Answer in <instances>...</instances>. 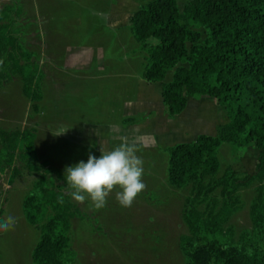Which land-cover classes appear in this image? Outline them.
I'll return each instance as SVG.
<instances>
[{
  "label": "trees",
  "instance_id": "1",
  "mask_svg": "<svg viewBox=\"0 0 264 264\" xmlns=\"http://www.w3.org/2000/svg\"><path fill=\"white\" fill-rule=\"evenodd\" d=\"M138 2L129 28L146 53L142 79L161 84L168 119L182 115L190 98L202 97L214 99L229 118L215 135L200 134L165 148L170 185L190 188L184 211L190 235L181 240L187 264H264V0H190L183 9L178 0ZM18 15L0 11V88L20 74L23 92L39 113V63L16 33ZM200 29L207 31L205 39ZM169 72L173 78L166 82ZM35 138L32 131L0 129V174L11 171L14 181L20 162L39 175L38 191L24 203L25 219L39 232L31 264H78L71 231L72 220L82 214L58 183V169L38 156ZM223 144L259 148L257 174L223 170ZM254 181V232L236 243L225 226L241 208L240 189Z\"/></svg>",
  "mask_w": 264,
  "mask_h": 264
},
{
  "label": "rangeland",
  "instance_id": "2",
  "mask_svg": "<svg viewBox=\"0 0 264 264\" xmlns=\"http://www.w3.org/2000/svg\"><path fill=\"white\" fill-rule=\"evenodd\" d=\"M34 1L0 0V11L19 12L15 17L16 33L21 37L24 49L32 53L39 63L43 91L40 112L33 111L30 99L23 92V77L16 74L0 88V129L34 132L38 156L58 169L62 180L57 181L66 195L69 191L65 179L66 166L80 161L86 163L90 153L99 158L101 147L105 151L111 150L120 143V136L139 139L137 155L144 162L142 180L146 188L138 194L131 207H122L115 199V192L108 197L106 206L99 210L91 207L90 200L79 203L68 195L82 214L81 218L72 220L71 231L78 264H187L181 240L190 235L184 220L190 188L180 190L170 185L167 178L169 155L165 148L194 141L200 134L214 135L218 125L229 121L226 110L212 98H190L187 110L175 125V134H171L174 135L171 145L160 141V136L164 135L162 128L174 125L170 124L173 120L168 119L165 110L164 118L161 114H155L156 118L152 114L134 117L139 119L138 124H143L148 117L154 118L138 132L128 135L115 132L123 124L120 112L111 105L116 93L109 91L108 87L96 85L91 78L103 61L105 69L110 72L114 73L116 67H123L127 69L128 80L136 79L143 72L146 53L141 50L130 29L117 38L104 29L102 36L98 37L99 32L89 28L86 25L89 23L82 22L76 36H69L72 29H63L60 33L67 38L64 40L67 45L89 47L81 52V58L79 54V63L89 66L64 71L63 75H47L49 61L45 46V20ZM65 2L70 3L71 0ZM188 2L190 0H178L181 9ZM81 16L86 21L89 14L82 13ZM200 32L205 39L207 31L200 29ZM97 44L101 45L100 52L103 50L100 53L104 58L102 61L99 57L92 58V54L100 55ZM126 57L127 61L124 60ZM172 78L173 72H169L166 82ZM55 82L61 83L57 86ZM66 112L73 113L70 115L72 120L98 125L92 128L99 130L100 137H82L81 125L65 118L68 115ZM259 154L260 150L254 144L243 147L223 144L219 157L223 170L231 167L237 173L254 176L257 174ZM18 167L20 175L12 182L11 171L0 174V219L8 215L17 218L12 230L0 232V264H31L32 252L39 241V232L24 217L25 200L38 191L39 175L20 162ZM257 188L258 183L254 181L240 189L241 208L225 226L236 243L254 232L252 206Z\"/></svg>",
  "mask_w": 264,
  "mask_h": 264
},
{
  "label": "crops",
  "instance_id": "3",
  "mask_svg": "<svg viewBox=\"0 0 264 264\" xmlns=\"http://www.w3.org/2000/svg\"><path fill=\"white\" fill-rule=\"evenodd\" d=\"M65 1L66 0L34 1L36 8L40 11L41 16L44 17L45 20V46L49 61L47 75H63L64 71H72L73 69L89 66L85 63H79L81 52L89 47L67 45L66 41H64L67 38L60 33L61 30L72 29L70 33H68L69 36H76L80 29L79 25L82 24V22H86L89 23L86 24L89 28L99 32L97 35L98 37L99 35L101 37L103 30L106 29L110 35L112 34L117 38L118 35L130 29V16L134 14L140 6L138 0H71L72 3H66ZM82 13L89 14L86 21H83L84 17L81 16ZM64 18H66V20H63ZM90 34L97 33L91 32ZM97 46L99 47L98 51L100 54L103 50L100 52L101 45L97 44ZM60 50H64V52H55ZM96 57H99V61L104 59L102 54L99 56L92 54V58L96 59ZM56 58L58 59L56 60ZM124 60L127 61V57L124 58ZM102 63L103 61L98 66L97 73L95 72L93 74L91 81L95 82L98 86L108 87L109 91L116 93L111 105L115 106L117 111L120 112V118L123 124L121 123L122 128L115 129V132L128 135V133L130 134L131 132L142 130L144 125H146L145 123L151 122V120L156 118L154 117L155 114H161L163 118L165 117L161 84L147 83L142 79V74L136 79L130 78L128 80L127 69L124 70L123 67H116L113 69V73L107 68L105 69ZM115 65H117V63H115ZM126 67L127 66H125V68ZM60 83L61 82H55L54 84L58 86ZM124 92L131 94H124ZM66 113H68V115H63L65 118L72 123L81 125L80 134L82 137H100L99 130L96 131L92 128L98 125L86 123L77 119L72 120L73 117L70 115H73V113ZM141 114H145L146 117L152 114L154 118L148 117L143 124L133 125L132 123H124L126 118L137 117ZM180 116L176 117L172 123H170L174 124L173 127L168 128L166 126L164 129L162 128L164 133V135L160 136V141L162 143L171 145L174 138V135L171 134H175V125L178 124V118H180ZM160 127H162V125ZM171 137L173 138L171 139Z\"/></svg>",
  "mask_w": 264,
  "mask_h": 264
},
{
  "label": "clouds",
  "instance_id": "4",
  "mask_svg": "<svg viewBox=\"0 0 264 264\" xmlns=\"http://www.w3.org/2000/svg\"><path fill=\"white\" fill-rule=\"evenodd\" d=\"M118 139L120 143L111 150L105 151L101 147L99 158L90 153L86 163L80 161L66 166L68 195L73 200L79 203L90 200L91 207L99 210L106 206L108 197L115 192V199L122 207H131L138 194L146 188L142 180L144 162L137 155L139 139L130 140L127 136ZM16 223L17 218L13 215L0 219V232L12 230Z\"/></svg>",
  "mask_w": 264,
  "mask_h": 264
}]
</instances>
